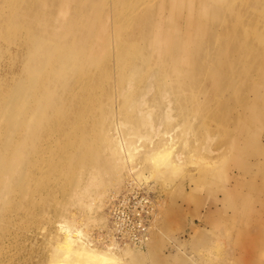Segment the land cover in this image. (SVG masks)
<instances>
[{"label":"rangeland","instance_id":"374dc122","mask_svg":"<svg viewBox=\"0 0 264 264\" xmlns=\"http://www.w3.org/2000/svg\"><path fill=\"white\" fill-rule=\"evenodd\" d=\"M19 23L13 18L8 27ZM126 36L128 45L138 41L136 36ZM98 39L97 47L108 53L99 49L94 64L109 57L112 67L97 79L109 78L110 87L102 89L89 118L43 120L37 139L46 148V159L54 157L53 146L59 141L73 146L82 139L88 166L82 167L84 162L73 169L69 165L64 170L48 169L45 162L48 170L38 171L31 169L34 162L28 166L25 191H11L0 210V264H81L75 255L60 254L58 243L64 236L57 223L67 218L101 249L114 242L118 260L107 264H264V192L260 189L264 186V139L259 142L263 151L256 155L246 153L257 147L250 142L249 131L247 140H237L233 118L242 111L240 104L231 103L234 110L222 118L205 106L208 98L199 91L202 84L185 98L165 92L163 79L160 88L148 81V74L140 81L138 73L116 68L111 52L121 38L107 34ZM105 40L109 46L105 47ZM0 61L18 70L22 55L19 50L0 54ZM78 93L76 88L72 95ZM90 104L86 101L81 106ZM78 107L67 111L73 113ZM202 107L206 108L203 114ZM155 150H169L158 162V170L148 158ZM75 154L64 153L61 158L66 161ZM135 164L140 168L132 171ZM145 176L151 179L136 184ZM38 178H42L39 183ZM92 183L97 186L93 188ZM87 184L90 187L85 189ZM246 184L254 185L255 193ZM134 189L153 199L148 238L139 247L114 238L107 210L116 196Z\"/></svg>","mask_w":264,"mask_h":264},{"label":"bare ground","instance_id":"6f19581e","mask_svg":"<svg viewBox=\"0 0 264 264\" xmlns=\"http://www.w3.org/2000/svg\"><path fill=\"white\" fill-rule=\"evenodd\" d=\"M113 11L120 14H106ZM13 18L20 23L10 29ZM263 28L264 0H0V54L8 56L19 50L22 55L18 70L0 61V210L11 191H25L32 162L31 169L37 171L52 166L64 170L66 165L73 169L84 162L82 167L88 166V149L81 145L82 139L73 146L59 141L51 159L45 158L46 148L38 145L37 139L43 120L89 118L88 112L101 100L102 89L110 87L109 78L97 79L111 70L109 57L94 64L99 49L108 53L96 42L107 34L121 38L111 52L116 68L138 73L140 81L148 74V81L160 88L163 79L165 92L185 98L202 84L199 91L208 98L205 106L222 118L234 110L231 103H239L242 111L233 118L237 140H247L249 131V140L257 147L246 153H262L259 142L264 136L258 135L264 128ZM129 34L138 41L125 43ZM105 44L109 46V41ZM76 88L79 93L72 95ZM86 101L90 106H81ZM78 105L73 113L67 111ZM205 109L202 107L201 114ZM195 112L198 115V110ZM64 153L76 154L65 161L61 158ZM168 153L155 150L148 156L156 170ZM138 167L131 165V170ZM149 179L145 176L136 184ZM246 185L255 193L254 185ZM89 187L87 184L85 189ZM260 189L264 192V186ZM57 224L64 236L58 243L62 256L75 255L81 264L118 260L114 242L101 249L84 229L70 225L68 218ZM131 241L120 243L138 247Z\"/></svg>","mask_w":264,"mask_h":264},{"label":"built area","instance_id":"2783aa9c","mask_svg":"<svg viewBox=\"0 0 264 264\" xmlns=\"http://www.w3.org/2000/svg\"><path fill=\"white\" fill-rule=\"evenodd\" d=\"M142 193L134 189L116 196L108 206L114 238L121 242L135 241L138 247L142 237L148 238L146 230L153 209V199L145 191Z\"/></svg>","mask_w":264,"mask_h":264}]
</instances>
